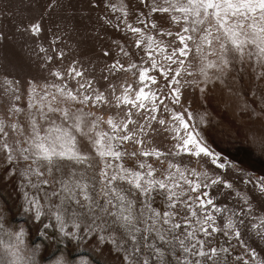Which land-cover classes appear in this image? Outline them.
<instances>
[{"label":"rangeland","instance_id":"1","mask_svg":"<svg viewBox=\"0 0 264 264\" xmlns=\"http://www.w3.org/2000/svg\"><path fill=\"white\" fill-rule=\"evenodd\" d=\"M157 3L168 6L163 0H157ZM151 4L152 0H0V119L6 125L18 124L25 135L30 132L29 113L34 110L28 108V103L33 85L40 95L49 94L48 99L52 98L51 94H56L59 101L57 106L61 108L94 113L85 117V127L98 117L103 121L109 118L125 119L126 109L123 104L116 107V98L123 94L124 87L128 85L133 90L139 87L137 69H125L132 64L150 67L151 61L142 63V59L148 60V37L160 42L152 55L162 64L167 62L159 51L160 47H167L168 53L173 48L181 47L175 35L162 33L180 32L183 23H173L167 13L152 12ZM35 25H39V32L32 31ZM129 26L143 33L144 40L139 47L137 44L141 36L133 33ZM225 59L226 65L221 63L218 56H209L208 60L217 67L207 69L206 78L200 71L201 58L193 51L185 61V67L192 74L183 73L177 77L180 84L173 85L180 89L179 103L172 102L167 81L158 72L150 71L149 74L157 76L158 80L151 87L153 90L163 87V94H157L162 96L164 102H156L158 111L151 113L156 116L154 121L145 120L143 112L132 116V119L146 125L147 135L140 134L145 141L144 146L165 153L160 160L147 158V162L158 170L157 176L172 163L197 173L206 172L209 177L219 180L217 184L209 181L210 186L201 191H207L214 205L223 210L211 213L215 217V225L221 230L210 236L197 233V239L204 242V250L216 249V255L211 259L192 256L179 247L178 240L172 239L174 235L184 239L186 234L181 222V216L185 214L183 209L175 217L176 222L182 223L181 228L168 233V238L172 240L170 244L160 241L154 231L135 233L136 239L133 241L126 229L112 223L114 217H104L102 229L88 233L94 217L86 209L81 210L78 222L79 232L88 235L87 241L80 243L70 235L65 236L60 232L57 221L47 214V208L39 220L33 219V213L22 211L26 207L25 194L36 192L29 180L34 184L37 177L26 174L30 161L23 160L18 151L13 153L15 158L11 161L5 152L0 151V217H3L2 223L10 232L24 230L25 255L34 253V264H72L74 257L76 264H144L145 261L147 264H183L185 258L192 264L197 260L201 264H259L264 260V224L261 223L264 220V61L255 55L249 57L247 50L243 56L229 50ZM119 65H123V69ZM172 67L176 68L177 65ZM72 69L83 75L75 76ZM55 73H60L62 78ZM81 84L85 87L80 88ZM57 88L72 90L80 96L89 95L93 99L87 105L62 101ZM97 93H102L107 103H97ZM16 96H19L18 100ZM13 105L23 111H10ZM165 106L168 110H165ZM132 111L135 113L136 110ZM173 112L183 113L186 120L187 113H192L189 123L194 124L203 143L219 157L215 163L203 154L199 158L187 153L177 154V140L171 131L176 123L172 120ZM49 117L57 123L61 122L58 113H50ZM159 120H164L165 124H159ZM40 123L46 126L47 122ZM149 124L150 128L147 127ZM100 127L108 130L105 123H101ZM133 127L129 125V129ZM6 131L8 135L4 139L13 144L19 140L21 147L26 146L23 136L14 133L10 127H6ZM77 139L81 152L89 156L87 163L57 161L60 171L53 168L52 174L45 178L52 180L53 177L75 171L78 178L82 176L89 182V191L96 198L100 187L98 173L103 165L88 138L78 134ZM137 147L131 142L124 145L128 152L135 151ZM143 159L138 156L125 157L123 163L127 168L140 170L138 162ZM38 163L43 165L41 170L44 171L47 167L45 162ZM219 164L224 167H218ZM113 186H118L132 201L133 215L141 221L148 215L144 208L146 199L161 214L171 211L165 197L157 192L148 198L125 182L117 181ZM54 187L59 190V183ZM52 188L53 185L44 186V191L51 193ZM198 194L189 193L193 197ZM58 199L52 196L48 203L58 202ZM99 202L103 204V198ZM41 203H44L43 199ZM177 207L180 208L179 205ZM229 218L235 225L232 229L226 227ZM66 223V231H76L67 218ZM95 224H101V220L95 219ZM147 226L137 224L141 229ZM168 227L163 225L165 229ZM236 232H239L238 238ZM100 236L104 239H99ZM141 236L144 238L141 239ZM4 239L8 241L9 238L5 236ZM192 243L195 241L185 240L186 246ZM157 248L162 250V256L155 254L154 249ZM0 256L8 259L2 250Z\"/></svg>","mask_w":264,"mask_h":264},{"label":"snow or ice","instance_id":"2","mask_svg":"<svg viewBox=\"0 0 264 264\" xmlns=\"http://www.w3.org/2000/svg\"><path fill=\"white\" fill-rule=\"evenodd\" d=\"M163 3L168 6L159 5L157 0H152L150 10L167 13L171 21L177 25L183 23L184 27L180 32L162 33L169 36L175 35L181 47L173 48L170 53H168L167 47H160L159 51L164 54L163 59L167 62L162 64L152 55L156 47H159L160 42L148 37L146 45L148 60L142 59V63L151 61L150 67L144 68L142 65L132 64L129 69H125L126 71L137 69L139 87L133 90L132 86L128 85L124 87L123 94L116 98V107L123 104L126 109L125 119L109 118L103 121L98 117L85 127V117L93 116L94 113H84L82 109L73 112L70 108H61L57 106L59 101L56 94H51L52 98L48 99L49 94L40 95L33 85L28 103V108L34 110L29 113L30 132L25 135L23 128L18 124L6 125L5 121L0 119V151L5 152L10 161L15 158L13 153L18 151L23 160L30 161L26 174L37 177L34 184L29 180L36 192L32 195L25 194L26 207L22 211L33 213V219L39 220L47 208V214L57 221L60 232L65 236L70 235L80 243L87 241L88 235L79 232L80 223L78 222V217L82 214L81 210L84 209L94 217L92 225L87 229L88 233L101 230L102 224L105 222L104 217H114L112 223L126 229L133 241L136 239L135 233L154 231L160 241L170 244L172 240L168 238V233L180 229L183 223L186 233L184 239H180L178 235H174L172 239L178 240L179 247L185 253L211 259L216 255V249L205 251L204 242L197 239V233L210 236L213 232L220 231L221 229L215 225V217L211 213L212 211L220 213L223 210L214 205V201L208 197L207 191H201V189L209 187V181L211 184H217L219 180L209 177L206 172L197 173L195 170L182 169L172 163H169L168 168L160 176H157L158 170L147 162V158L152 157L160 160L165 153L156 148L144 146L145 141L140 138V134L147 135L146 125L132 119V116L140 115L143 112L145 120L154 121L156 116L151 113L158 111L156 102L159 101L160 104L164 102L162 96L157 94H163V87L156 90L151 87V85L157 84L158 80L157 76L149 74L150 71L158 72L167 81L172 102L179 103L180 89L173 85L180 84L177 77H181L183 73L192 74L185 67V61L193 51L201 58L200 71L206 78L207 69L217 67L214 62L208 60V57L218 56L221 63L226 65L225 56L229 50L235 51L241 56L245 55L247 50L249 57L255 55L259 60L264 61V0H163ZM129 27L133 33L140 34L141 40L137 44L139 47L144 40L143 33L140 29ZM152 27L155 28L156 25L153 24ZM32 31L39 32V25L33 26ZM190 45L195 47H190ZM174 64L177 65L176 68L172 67ZM119 67L123 69V65H119ZM72 73L75 76L83 75L76 69H72ZM55 75L60 77V73H55ZM8 83L11 84V82ZM84 87L85 85H80V88ZM57 92L62 101L87 105L93 99L89 95L80 96L72 90H65V88H57ZM15 99L18 100L19 96H16ZM95 101L107 103L102 93L95 95ZM132 109L136 110L135 113ZM165 110H168L167 106H165ZM10 111L19 113L23 110L13 105ZM50 113H58L61 122L57 123L55 119H50ZM171 116L172 120L176 122L171 131L174 133L173 138L177 140L175 146L179 150L177 154L187 153L197 158L203 154L212 158L213 163L219 159L203 143L202 137L195 131L194 124L189 123L192 120L191 112L187 113V120L183 113L173 112ZM40 121H46V126L42 125ZM101 123L107 124L108 130H103L100 127ZM158 123L164 125L165 121L159 120ZM130 124L134 125L131 129H129ZM6 127H10L14 133L23 136V144L26 146L21 147L19 140L13 144V142L4 139L8 135ZM147 127L150 128V124ZM78 134L88 138L92 149L103 165L98 173L100 187L96 198L89 191L91 187L89 182L82 176L78 178L75 171L53 177L52 180L45 178L52 174L53 168L60 171L57 161L67 160L75 164L87 163L89 156L81 152L77 139ZM129 142L139 147L135 151L128 152L124 149V145ZM136 156L144 158L138 162L140 170L125 167L123 163L125 157ZM39 161H44L47 165L44 171L41 170L43 165H40ZM33 165L36 166L33 167ZM218 167L222 168L224 165L219 164ZM117 181L129 184L148 198L153 192L163 195L168 202L167 207L171 211L161 214L152 208L149 200L146 199L144 208L148 215L141 221L139 217L133 215L132 201L128 200L118 186H113ZM56 183L60 185L59 190L54 187ZM48 185H53L51 193L44 191V186ZM262 190H264V186H262ZM41 192L44 193L43 197ZM193 192L199 194L194 197L189 195ZM52 196H57L58 202L49 204L48 201ZM181 197H187V199H181ZM100 198H103V204L99 202ZM42 199L44 203H41ZM178 205L180 208L177 207ZM209 206H211V210H209ZM181 209L185 210V214L181 216L182 223L175 220ZM97 210H99V215H97ZM143 215L142 211L141 216ZM66 218L76 231L71 233L66 231ZM2 219L3 217H0V250L7 254L8 259L5 260L3 256H0V264H34V253L25 255L24 230L10 232L4 227ZM95 219H100L101 224H95ZM149 221H151L150 224ZM138 223L148 226L141 229L137 227ZM261 223L264 224V220ZM163 225H169V227L165 229ZM226 227L229 229L235 227L231 218L228 219ZM235 235L238 238L239 232H236ZM5 236L9 238L8 241L4 239ZM143 238L141 236V239ZM99 239L103 240L104 237L100 236ZM185 240H193L195 243L186 246ZM197 245L200 247L198 248ZM154 252L157 255H163L159 248L154 249ZM253 258H255L254 254ZM72 264H76L75 257ZM144 264H147V261ZM183 264H192V261L185 258ZM195 264H201V261L197 260ZM259 264H264V260L259 261Z\"/></svg>","mask_w":264,"mask_h":264}]
</instances>
